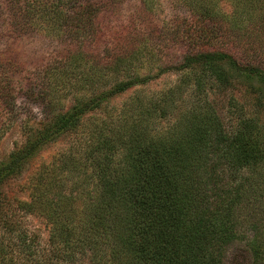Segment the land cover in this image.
I'll use <instances>...</instances> for the list:
<instances>
[{
  "label": "trees",
  "instance_id": "16d2710c",
  "mask_svg": "<svg viewBox=\"0 0 264 264\" xmlns=\"http://www.w3.org/2000/svg\"><path fill=\"white\" fill-rule=\"evenodd\" d=\"M7 1L20 31L41 28L81 42L98 34L106 10L99 0ZM182 1L190 19L164 33L185 46L183 75L146 102L136 95L120 115L110 100L148 78L139 64L157 61L161 46L151 34L138 33L103 56L79 49L56 61L26 95L39 105V120L21 105L8 63L0 61V146L18 124L26 138L0 161V198L45 145L78 135L74 151L36 171L31 199H17V209L45 218V245L21 222L10 223L0 233V264H224L247 223L255 232L252 264H264V211H256L264 204V124L237 102L230 107L237 129L227 134L207 102L213 87L232 77L251 79L252 88L264 84V0H227L230 14L221 10L225 0ZM85 89L93 93L88 98ZM190 90L200 96L196 115L158 131L156 120ZM64 91L73 93L67 108ZM97 110L102 117L88 115Z\"/></svg>",
  "mask_w": 264,
  "mask_h": 264
},
{
  "label": "rangeland",
  "instance_id": "374dc122",
  "mask_svg": "<svg viewBox=\"0 0 264 264\" xmlns=\"http://www.w3.org/2000/svg\"><path fill=\"white\" fill-rule=\"evenodd\" d=\"M24 1L27 0L17 1L19 2L18 5ZM43 1L49 3L48 1L54 0ZM99 1L105 3L106 10L99 18L98 34L81 42L78 39L59 35V33H48L45 28V30L40 28L20 31L13 23L12 11L8 1L0 0V61L8 63L10 75L14 78L13 85L19 92L21 105L26 107V112L29 115L34 113L37 120L41 118V109L38 104L30 102L26 97L27 93L36 88L37 78L41 74L48 75L45 70L54 66L56 61H61L79 49L103 56L114 47L121 49L127 47L130 40L138 33L142 36L151 34L150 36H155L157 43L160 42L161 46L157 48L154 60H157L156 62L160 65V61L167 60L174 65L164 69L158 68L154 61H144L139 64L138 68L142 69V75L150 74L139 85L116 95L110 100V108L119 115L122 114L124 108L127 109L130 101L138 98L135 97L136 95H139L140 99L146 102L148 97L157 96L162 91L174 86L183 75L178 64L185 53V46L175 42L170 36L165 37L164 33V31L169 32L167 31L169 26H182L190 19L191 9L182 0ZM220 6L223 12L230 14L231 5L227 0L221 1ZM16 8L18 9L17 5ZM256 26L260 27V24ZM250 80L245 81L242 78L232 77L227 85H220V87L215 85L210 91L207 102L220 117L223 129L227 134L237 129V119L230 108L232 104L236 105L237 102L242 104L249 113L257 115L264 124V84L258 83L252 88L249 85ZM84 91L87 92V89ZM88 93L85 95L86 98L93 94ZM72 94L66 92L63 95L66 108L73 103ZM196 95L192 90L185 92L182 95L183 98L177 102L174 110L167 117L156 120L155 127L157 130L164 132L171 129L178 121L188 117L192 118L193 114L196 115L197 107H199L197 105L200 102V96ZM94 113L99 117L103 115L99 110L91 111L88 115ZM92 121L87 119L85 122L90 124ZM89 128L86 126L83 127V130L87 131ZM25 139L21 126L18 124L13 127L0 146V161L6 160L11 151L21 146ZM77 140L78 135L75 132L64 133L56 141L45 145L31 159L21 174L7 180L2 188L0 198V233L6 232L10 223L21 222L24 229L30 234L36 235L38 242L45 245L49 237V226L45 218L37 213H26L17 209V199L30 200V185L36 171L44 163H50L55 158L58 159L63 153L74 151L78 146ZM78 152L80 154L82 150ZM221 177L223 181H229L227 174L222 173ZM256 211L263 212L264 204L257 206ZM263 215L262 213L259 217L260 226H264V220L261 221ZM243 230L240 238L228 245L224 264H252L253 255L248 242L255 232L250 223L245 224Z\"/></svg>",
  "mask_w": 264,
  "mask_h": 264
}]
</instances>
